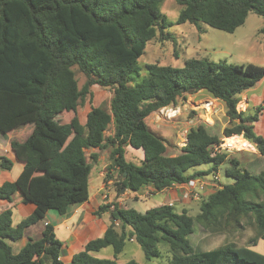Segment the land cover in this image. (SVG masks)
Wrapping results in <instances>:
<instances>
[{
  "label": "trees",
  "instance_id": "obj_1",
  "mask_svg": "<svg viewBox=\"0 0 264 264\" xmlns=\"http://www.w3.org/2000/svg\"><path fill=\"white\" fill-rule=\"evenodd\" d=\"M164 1L0 0V134L31 126L24 141L9 142L13 159L0 156V172H10L15 161L22 165L12 181L0 185V201L11 203L19 193L23 204L34 206L17 225L11 209L0 212V264H138L119 262L129 242L147 261L160 256L157 244L163 242L170 253L168 264H264V255L232 241L201 252L188 239L196 222L213 234L240 233L249 226L255 231L249 243L264 241V169L251 173L228 152H215L221 139L203 125L189 129L185 145L170 156L164 139L147 124L149 116L176 106L178 98L202 91L224 105L228 124L222 137L239 136L264 157V139L254 132L262 108L253 113L237 109L239 96L264 78V67L192 57L181 68L146 65V76L136 82L147 43L174 41L158 10ZM173 1L180 7L176 25L198 29L203 24L233 33L249 14L264 19V0ZM73 67L86 79L80 90ZM93 86L110 91L109 108L91 107L82 124L78 106L93 96ZM109 125L112 134L106 137ZM127 146L141 150L143 157H127ZM95 149L109 150L110 166L120 173L118 189L131 193L206 180L227 162L225 175L232 183L200 199L195 217L185 209L176 213L174 205L143 214L101 205L95 216L109 212V225L68 263L60 259L64 244L51 224L39 239L14 253L9 243L20 240L48 211L63 216L88 201L99 155L90 153L88 161L85 151ZM205 164L207 169H196ZM108 247L112 259L93 256Z\"/></svg>",
  "mask_w": 264,
  "mask_h": 264
},
{
  "label": "rangeland",
  "instance_id": "obj_2",
  "mask_svg": "<svg viewBox=\"0 0 264 264\" xmlns=\"http://www.w3.org/2000/svg\"><path fill=\"white\" fill-rule=\"evenodd\" d=\"M158 10L161 15L166 17V31L173 36L174 41L159 42L155 39L147 43L144 54L138 60L141 72L140 77H135L136 82L141 81L146 76V71L144 70L146 65L158 63L160 65L181 68L184 65V61L192 57L208 59L214 63L225 61L233 65L253 64L264 67V19L261 17L249 14L241 27L237 28L233 33H226L203 24H200L198 29L189 24L176 25L175 20L180 7L173 0H165L158 6ZM72 70L75 74L78 89L80 90L86 79L76 67H73ZM91 92L93 96H87L85 101L78 106L77 115L82 124L85 123L86 115L91 107L109 108L111 93L108 89L93 86ZM258 95L259 93L254 94L255 99ZM207 102H210V107L205 105ZM242 105L243 103L238 105L237 109L241 110L240 107ZM260 105V103L256 105V108ZM170 112L174 113L171 117ZM261 112L263 113V120L256 125L254 124V132L264 139V109ZM147 124L156 135L164 139L168 147V155L173 156L178 153L177 149L185 145L188 130L199 125L205 126L211 135L217 136L219 139L225 138L222 137V131L228 124V118L223 103L199 91L178 98L176 106L164 108L152 114L148 117ZM30 132L31 126H26L16 129L5 136L0 134V156L13 159L9 142L14 139L24 141ZM104 134L106 137L112 134L111 125H109ZM96 151L98 155L104 157L101 160L102 163L104 162V169L101 164L94 165L90 177L94 176L98 170H103L104 187L106 189L109 187V194L106 191L107 198L103 200L106 201L107 205L117 204L122 208H131L143 214L147 210L163 205L167 199L171 200L170 194L167 193L168 190L159 193L149 188H143L144 190L139 193H127L123 198L120 197L125 191L119 190L117 187V183L120 181V173L117 169L110 166L109 150L99 151L96 149ZM125 152L127 157L135 161L143 157L141 150H135L129 146L125 147ZM85 153L88 161H90L88 156L89 151H85ZM229 154L230 158L238 160L240 166L246 168L251 173H257L263 167V159H261L256 150L233 151ZM106 164H109V166L107 167ZM208 167L209 165L205 164L196 167V169L205 170ZM228 167V162L220 166L218 172L215 174L218 180L213 181V176L205 180L207 185L204 192L200 195L201 199L206 198L214 192L218 188L217 186L232 183V180L225 175V170ZM19 172L20 166L17 164L14 165L10 172L1 171L0 185L5 181H12ZM95 178L94 176L89 181L90 187L96 184ZM108 181H111V183L108 184ZM109 195H111L110 201L108 200ZM199 201L183 199V204L171 203L174 205L173 210L176 213H180L185 209L192 217H195L199 213ZM6 209H11L14 225H17L32 212L33 206L32 204H23L18 195H15L12 204L0 201V212ZM49 213L54 214L55 212L51 211ZM44 221L45 219L28 227L24 230L23 237L20 240L9 243L14 253L18 252L29 240L40 238L41 226L38 225H42ZM254 236L255 231L249 226H245L240 233L225 232L213 234L195 222L194 233L189 235L188 239L192 246L201 252L212 250L232 241L264 255L263 240L258 239L255 240L254 244L249 243V239ZM157 248L160 251V256L147 261L143 252L136 244L126 243L124 251L119 257V262L126 263L133 260L138 264H168L170 253L167 246L163 242H159ZM94 256L102 259H112V250L108 247L94 253Z\"/></svg>",
  "mask_w": 264,
  "mask_h": 264
},
{
  "label": "crops",
  "instance_id": "obj_3",
  "mask_svg": "<svg viewBox=\"0 0 264 264\" xmlns=\"http://www.w3.org/2000/svg\"><path fill=\"white\" fill-rule=\"evenodd\" d=\"M255 93H259L256 99L254 96ZM239 97H240V103L238 105L243 103L242 107H240L241 110L239 111H245L249 113L253 112V110H255L256 108V105H258L259 103L261 104L259 107L264 109V78L258 81L249 90L242 93ZM261 120H263V113L260 111L259 119L255 123V125L260 123ZM255 125H254V129H255ZM234 137H239V136H234ZM235 139L238 142H242L243 144H247L248 146H250L251 149L249 151H255L254 147L250 145L247 141L243 140V138L241 139L244 142L238 140L237 138ZM86 151H89L88 154L97 153L96 149L86 150ZM102 159H104V157L99 155L97 165L99 164L103 165L102 168L104 169V162L103 163L101 162ZM261 159H263L262 160L263 167L261 168V170H263L264 169V157H261ZM15 164L19 165L20 170H21L22 165L16 161L14 162V165ZM106 166L108 167L109 164H106ZM98 171L99 173H97ZM98 171L94 175L96 177L95 178L96 184L92 187L89 186V199L87 202L73 206L63 216H59L55 211L53 212H55L56 214L55 213L50 214L49 212L52 211L50 210L46 213L45 218H44L45 221L43 222V224L38 225V226H41L40 236L46 224H51L54 227V231H55V235L57 239L64 244V247L60 254V259L64 263L70 262L73 255L79 252L88 241L92 239L100 238L110 223L109 212H105L101 214L100 216H95V212L97 211L99 206L106 204V201H103L104 193L106 191L107 193L109 192V187H107L106 189L103 184V178H102L104 175L103 170L102 171L98 170ZM94 176L90 177L89 181H91ZM107 183L110 184L111 181H108ZM146 188L153 190L152 187L150 186L145 187L144 189ZM127 193H131V192L125 191V193L121 195L120 197L123 198L124 196H126ZM167 193L170 194L171 200L167 199V201L163 203V205H168V203L170 202L174 204H183L182 195L180 191L177 190L175 187L168 189ZM15 195H18V197L21 200V196L19 193ZM108 200L109 201L111 200V195H109ZM10 204H12V202ZM129 243H132V242H129Z\"/></svg>",
  "mask_w": 264,
  "mask_h": 264
},
{
  "label": "built area",
  "instance_id": "obj_4",
  "mask_svg": "<svg viewBox=\"0 0 264 264\" xmlns=\"http://www.w3.org/2000/svg\"><path fill=\"white\" fill-rule=\"evenodd\" d=\"M228 137L226 138H223L221 139V142L214 147V151L215 152H228V153H231L233 151H236V152H241L242 150L244 149H240L236 146H234L230 141L227 140ZM213 179L216 181L218 180V177L217 175H215L213 177ZM195 182L196 185H195ZM206 182L205 180H202V179H197L195 181H192L191 183H189L188 185H172L171 188H176L177 190L180 191L181 195H182V199H190V200H200L201 199V194L204 192L205 190V187H206ZM170 189V188H169ZM144 190V189H142ZM168 189H165L163 191H167ZM148 194V193H147ZM150 194V193H149ZM107 198L106 194L104 193V196H103V200H105ZM169 206H172L173 204L170 202L168 203ZM112 208V206H111ZM115 226H119V223L115 222Z\"/></svg>",
  "mask_w": 264,
  "mask_h": 264
},
{
  "label": "bare ground",
  "instance_id": "obj_5",
  "mask_svg": "<svg viewBox=\"0 0 264 264\" xmlns=\"http://www.w3.org/2000/svg\"><path fill=\"white\" fill-rule=\"evenodd\" d=\"M208 103V104H207ZM205 105H207L208 107H210V102H207ZM169 111V110H168ZM167 111V112H168ZM172 115H174V113H171L170 112V117L172 116ZM176 115V114H175ZM235 138L236 137H234V136H232V137H228V141H230L234 146H236V147H238V148H242V149H244V150H247V151H249L251 148H250V146H248L247 144H243L242 142H238L237 140V142L235 141ZM239 140V139H238ZM241 141V140H240Z\"/></svg>",
  "mask_w": 264,
  "mask_h": 264
},
{
  "label": "water",
  "instance_id": "obj_6",
  "mask_svg": "<svg viewBox=\"0 0 264 264\" xmlns=\"http://www.w3.org/2000/svg\"><path fill=\"white\" fill-rule=\"evenodd\" d=\"M124 176H125V174H124ZM122 190H124V189H122Z\"/></svg>",
  "mask_w": 264,
  "mask_h": 264
}]
</instances>
